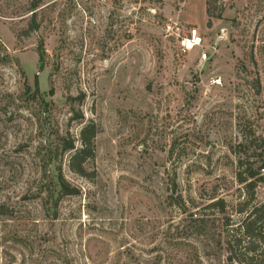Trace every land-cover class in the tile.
<instances>
[{
	"label": "rangeland",
	"instance_id": "rangeland-1",
	"mask_svg": "<svg viewBox=\"0 0 264 264\" xmlns=\"http://www.w3.org/2000/svg\"><path fill=\"white\" fill-rule=\"evenodd\" d=\"M213 6L208 24L206 0H44L17 36L29 13L0 0V264H227L206 205L238 217L237 156L264 136V0ZM90 122L93 180L58 154ZM59 162L78 194H59Z\"/></svg>",
	"mask_w": 264,
	"mask_h": 264
},
{
	"label": "trees",
	"instance_id": "trees-1",
	"mask_svg": "<svg viewBox=\"0 0 264 264\" xmlns=\"http://www.w3.org/2000/svg\"><path fill=\"white\" fill-rule=\"evenodd\" d=\"M5 2L10 14L17 13L20 9L29 13L26 27L21 30L22 34L17 36H28L40 27V12H43L44 0H26V4H16L19 0H1ZM46 7V6H45ZM222 7L219 12L214 13L213 0H206L207 23L210 24L212 17L220 18ZM39 46L42 60L43 50ZM97 133L96 124L90 122L84 124L79 132L80 147L75 148V140L68 134L60 136L59 153L74 150L69 156L68 167L71 172L93 180L95 171L89 170L87 163L95 157V136ZM239 145H242L240 143ZM172 153V149H171ZM243 156H237L238 168L235 173V181L238 187V200L232 206V213L227 210L228 202L224 196L212 195L207 207H213L221 215L220 230L218 239L224 245L227 264H264V202L256 199L255 190L260 182H264V136L255 137L253 133L246 136L243 141ZM243 167V168H241ZM56 182L59 186L61 196L76 195L79 189L73 186L64 176L61 163L57 165ZM175 185V181L172 182ZM182 199V196H179ZM192 201V200H191ZM12 209L6 205H0V215H11ZM199 210L191 212L190 215H199ZM205 231L204 217H196L195 220Z\"/></svg>",
	"mask_w": 264,
	"mask_h": 264
},
{
	"label": "built area",
	"instance_id": "built-area-1",
	"mask_svg": "<svg viewBox=\"0 0 264 264\" xmlns=\"http://www.w3.org/2000/svg\"><path fill=\"white\" fill-rule=\"evenodd\" d=\"M202 38L196 33L195 29L190 30V35L182 38V48L183 50H192L195 47L201 45ZM217 81V80H216Z\"/></svg>",
	"mask_w": 264,
	"mask_h": 264
}]
</instances>
